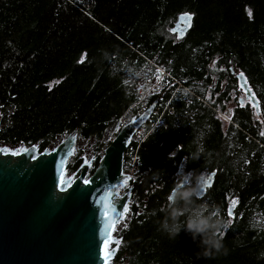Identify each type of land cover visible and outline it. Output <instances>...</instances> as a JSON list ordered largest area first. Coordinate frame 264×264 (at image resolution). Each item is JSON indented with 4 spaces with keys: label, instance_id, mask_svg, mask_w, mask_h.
<instances>
[{
    "label": "trees",
    "instance_id": "1",
    "mask_svg": "<svg viewBox=\"0 0 264 264\" xmlns=\"http://www.w3.org/2000/svg\"><path fill=\"white\" fill-rule=\"evenodd\" d=\"M184 12L192 21L177 39L171 28ZM229 68L244 73L258 115L237 102ZM157 69L173 82L145 98L146 106L158 98L160 116L130 143L129 218L116 233L112 263L264 264V0H0V146L42 151L77 130L95 139L98 153L107 132L115 135L122 117L136 115L135 74L151 77ZM196 83L213 86L210 99ZM197 148L199 158L190 159ZM72 157L66 169L76 176L82 157ZM193 169L214 172L197 202L217 205L231 221L224 249L207 258L183 229L169 239L158 228L175 174Z\"/></svg>",
    "mask_w": 264,
    "mask_h": 264
},
{
    "label": "water",
    "instance_id": "2",
    "mask_svg": "<svg viewBox=\"0 0 264 264\" xmlns=\"http://www.w3.org/2000/svg\"><path fill=\"white\" fill-rule=\"evenodd\" d=\"M191 21L192 17L184 20L180 13L171 31L174 29L173 33H182L183 36ZM240 73L231 70L249 103L255 105L254 113L258 115L259 102L248 82L245 83L246 77H241ZM157 101L158 98L154 99L141 114L131 117L126 123L120 125L118 121L114 127L115 135L104 148L96 166L89 171L93 159L82 157L78 174L70 175L73 178L71 187L64 192L56 188L60 171L57 161L67 157L62 167L65 177H68L66 168L74 152L77 130L65 135L52 148H45L48 153L38 156L37 160L30 158L33 144L0 146L29 149L20 156L0 154V264H101L100 228L104 222L100 214L101 205L96 201L104 188L121 181L123 172L128 180L118 189L119 196L113 195L112 199L117 201L121 210L120 201L129 205L133 186L127 184L132 175L123 170L124 155L134 135L150 120ZM45 149L39 151L36 147L38 153ZM84 159H88L90 164L85 165ZM83 175H88L92 183L84 185L81 182ZM209 175L212 184L214 172L205 177ZM211 184L205 186L198 197ZM114 237L119 239L116 235Z\"/></svg>",
    "mask_w": 264,
    "mask_h": 264
},
{
    "label": "clouds",
    "instance_id": "3",
    "mask_svg": "<svg viewBox=\"0 0 264 264\" xmlns=\"http://www.w3.org/2000/svg\"><path fill=\"white\" fill-rule=\"evenodd\" d=\"M201 150L197 148L190 155V159H198ZM175 176L176 180L167 196V202L161 208L163 215L158 224L159 230L172 239L183 229L197 244L196 253L203 257L220 253L224 249L223 230L231 221L220 216L217 205L197 202L195 199L205 187L206 177L196 173L194 169L188 172L178 170ZM251 226L256 225L251 222Z\"/></svg>",
    "mask_w": 264,
    "mask_h": 264
},
{
    "label": "snow or ice",
    "instance_id": "4",
    "mask_svg": "<svg viewBox=\"0 0 264 264\" xmlns=\"http://www.w3.org/2000/svg\"><path fill=\"white\" fill-rule=\"evenodd\" d=\"M192 14L189 12L182 13V18L184 20H191ZM172 31H175L174 29ZM182 36V33L180 35H177V39H180ZM83 59V57H81ZM162 71L161 69H157V73ZM240 76L243 77L244 73H240ZM157 79L159 80L160 77L157 76ZM247 83V81H245ZM255 107V105H253ZM264 135V133H262ZM63 143V142H62ZM32 155L30 158L32 160H37L38 156L45 155L48 153V150L45 149L43 153H38L36 151V145L33 144L32 146ZM29 151L28 148L19 147L16 149H9V148H0V154H10L12 156H20L22 153H27ZM52 151H55L53 149ZM69 155H71V151H69ZM67 157H64L57 161V167L60 169L57 175V181H56V188L60 192L66 191L69 187H71L72 184V177L68 176L65 177L63 167L62 165L66 161ZM83 163L85 165H89L90 161L88 159H84ZM121 181L118 184H112L110 187L104 188L102 190L103 194L99 196L96 203L98 205H101L100 207V214L103 218V227L100 228L101 232V243L99 244V259L101 261V264H111L113 255L116 251L115 247H112L113 245L119 246L121 244L120 239H117L114 237L113 233L117 230L116 226L120 221H123L126 217V214L129 212V206L127 203H123V201H120L119 203L122 204V210L118 208L117 201H114L112 199L113 195L119 196L118 189L121 186L125 185V182L128 180V177L121 172ZM212 177L209 175L205 181V186H209L211 184ZM81 182L84 185H89L92 183V179L88 175H83L81 177ZM236 201L233 199L230 201V206L235 207ZM229 216L232 215L231 210H229L228 213ZM124 227H127V224L124 225Z\"/></svg>",
    "mask_w": 264,
    "mask_h": 264
},
{
    "label": "rangeland",
    "instance_id": "5",
    "mask_svg": "<svg viewBox=\"0 0 264 264\" xmlns=\"http://www.w3.org/2000/svg\"><path fill=\"white\" fill-rule=\"evenodd\" d=\"M215 69V68H214ZM146 72L147 71H142V72H138L135 74L134 76V80L136 81L137 83V86H138V91L139 93L141 94L140 95V104L139 105H136L135 107L138 108L142 103H145V98L149 95V94H152L153 92H155V90H158L160 89L161 85H160V82L159 80L161 79H157V76H159L161 78V74H162V71H160L159 73H156L154 72V74L151 76V77H148L146 75ZM155 83H158L157 85H155ZM194 87L196 88V90L198 91H202L204 93L203 97L204 99H210L211 98V88L210 85L209 87H207L206 89H204L203 87L199 86L197 83L196 84H193ZM223 87H225V85L222 83ZM185 89V88H184ZM186 90V89H185ZM191 91V93H193L192 89H189ZM188 91V90H186ZM189 92V91H188ZM146 104V103H145ZM229 106L230 108V105H227ZM226 107V106H225ZM224 107V108H225ZM217 111V110H216ZM219 112V110L217 111ZM220 113V112H219ZM137 115V114H136ZM135 114H133L131 111L127 113V115L125 117L128 118V120L133 117V116H136ZM156 119H154L152 122H153V125H155L158 121V118L160 116L159 112L157 114ZM220 115L223 117L224 119V126L226 127L227 124H228V119L226 116H229V114H225V109L222 110V112L220 113ZM153 116V115H152ZM152 116L150 117V120H152ZM127 120V121H128ZM107 139L108 141L110 142V140L114 137V135L111 133V132H107ZM145 135V129L142 127L141 130H139L135 135H134V139L135 140H140L143 136ZM62 138V137H61ZM61 139H58L56 140L51 146L50 148H52L53 146H55ZM95 139L93 137H90V138H83L81 136H78L77 139H76V142H75V148H74V152L72 154V156H75V155H79L80 157H86V158H92L93 159V162H92V165L90 166V170L93 168V165H94V161H95V156H98V154H101V152L103 151H100L98 153H95ZM11 147H15V145H10ZM133 151V148H131V155H132V159H129V161H127V163H124L123 164V170L124 172L126 173H131L133 172V169H134V162H135V156H134V152ZM71 156V157H72ZM70 157V158H71ZM73 158V157H72ZM72 160V159H71ZM81 163V162H80ZM262 168L264 170V161H263V165H262ZM66 175L67 176H70V175H73L69 169H67V172H66ZM204 175V174H203ZM205 176V175H204ZM129 185V183L127 184ZM125 189H122V191H124ZM129 218V215L126 214V217L123 221H120V223L117 224L116 228L117 230L113 233L114 235H116V233L118 232V229L123 226L125 223H126V219Z\"/></svg>",
    "mask_w": 264,
    "mask_h": 264
},
{
    "label": "built area",
    "instance_id": "6",
    "mask_svg": "<svg viewBox=\"0 0 264 264\" xmlns=\"http://www.w3.org/2000/svg\"><path fill=\"white\" fill-rule=\"evenodd\" d=\"M160 76H161V78H160L161 80H159V82L162 83V84H170V83L173 82V78L170 75H168L166 72H164V71H162V74ZM175 82L178 83L177 81H175ZM157 84L158 83H155V85H157ZM145 108H146V104L145 103H142L138 108H136V112L137 113H140V112L144 111ZM165 109H168L169 111H171V109H170V107L168 105L165 106V108L163 109V111ZM158 112H159V108H155L154 111H153V114H157ZM127 120H128L127 117H125V116L122 117L119 120L120 125L126 123ZM129 148H131V147H129Z\"/></svg>",
    "mask_w": 264,
    "mask_h": 264
},
{
    "label": "flooded vegetation",
    "instance_id": "7",
    "mask_svg": "<svg viewBox=\"0 0 264 264\" xmlns=\"http://www.w3.org/2000/svg\"><path fill=\"white\" fill-rule=\"evenodd\" d=\"M229 69H230V72H231V70L234 71V73L239 72V70L236 69V68H229ZM233 76H234V74H233ZM223 84L225 85V83H223ZM236 84H237V88L239 90V93L236 95L237 102H239V104L241 106H243V107L246 106L247 104H249L253 108V110H254V107L249 103L248 99L245 97L244 91L242 89H240L239 84H238V81H236ZM248 86L251 89L249 83H248ZM224 109H225V114H229L230 115V113L232 112V108H229V106L225 107ZM0 115H1V118H2L1 112H0ZM17 146H20V145H17ZM117 250H118V248H117ZM117 250H116V253H117ZM116 253H115V255H116ZM111 263H112V261H111Z\"/></svg>",
    "mask_w": 264,
    "mask_h": 264
},
{
    "label": "bare ground",
    "instance_id": "8",
    "mask_svg": "<svg viewBox=\"0 0 264 264\" xmlns=\"http://www.w3.org/2000/svg\"><path fill=\"white\" fill-rule=\"evenodd\" d=\"M142 112H143V111H142ZM142 112H140V113H137V112H136V114L139 115V114H141ZM149 121H150V120H149Z\"/></svg>",
    "mask_w": 264,
    "mask_h": 264
}]
</instances>
